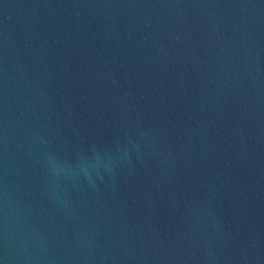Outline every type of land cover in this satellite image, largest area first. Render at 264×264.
<instances>
[{"label":"water","instance_id":"1","mask_svg":"<svg viewBox=\"0 0 264 264\" xmlns=\"http://www.w3.org/2000/svg\"><path fill=\"white\" fill-rule=\"evenodd\" d=\"M0 264H264V0H0Z\"/></svg>","mask_w":264,"mask_h":264}]
</instances>
